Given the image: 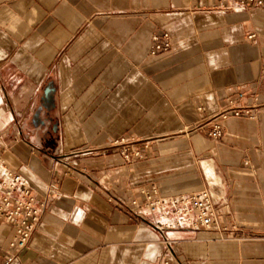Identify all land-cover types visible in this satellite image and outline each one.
Wrapping results in <instances>:
<instances>
[{
  "label": "crops",
  "instance_id": "obj_1",
  "mask_svg": "<svg viewBox=\"0 0 264 264\" xmlns=\"http://www.w3.org/2000/svg\"><path fill=\"white\" fill-rule=\"evenodd\" d=\"M0 161L47 207L14 264H160L166 242L183 264H264V8L0 0ZM152 184L207 190L220 228L126 214ZM11 239L0 221V264Z\"/></svg>",
  "mask_w": 264,
  "mask_h": 264
},
{
  "label": "built area",
  "instance_id": "obj_2",
  "mask_svg": "<svg viewBox=\"0 0 264 264\" xmlns=\"http://www.w3.org/2000/svg\"><path fill=\"white\" fill-rule=\"evenodd\" d=\"M216 1L228 9L241 8H264V0H198ZM171 48L170 36L165 33L162 36L156 35L153 38L151 54H161ZM232 115L241 117L250 115L249 109H233ZM222 119L227 118V112L221 113ZM210 137L219 139L223 136L220 121H215L210 129ZM124 147L121 152L126 162H133L134 159L142 158L140 150L135 149L134 143L119 142ZM143 199L132 198L128 203L121 204L126 214L133 218L144 219L146 214H159L162 218L169 220L171 217L179 219L176 226L191 222V216L196 217L194 226L204 230L220 228L216 206L212 202L211 194L207 190L200 193L186 195L165 196L158 185L152 184L143 189ZM47 210L46 202L39 201L33 193L29 183L21 173L13 171L0 161V221L8 225L12 239L9 248L6 250L3 264H14L19 260L20 255L28 248L33 234L37 230ZM174 226H170L173 229ZM229 238L236 236L234 230H227ZM255 238V237H254ZM166 249L160 264H183L174 252L170 243L166 242Z\"/></svg>",
  "mask_w": 264,
  "mask_h": 264
}]
</instances>
